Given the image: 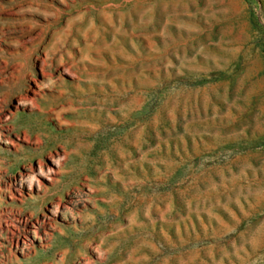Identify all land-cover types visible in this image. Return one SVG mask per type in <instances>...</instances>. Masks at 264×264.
Masks as SVG:
<instances>
[{"label":"rangeland","instance_id":"1","mask_svg":"<svg viewBox=\"0 0 264 264\" xmlns=\"http://www.w3.org/2000/svg\"><path fill=\"white\" fill-rule=\"evenodd\" d=\"M0 264H264V0H0Z\"/></svg>","mask_w":264,"mask_h":264}]
</instances>
